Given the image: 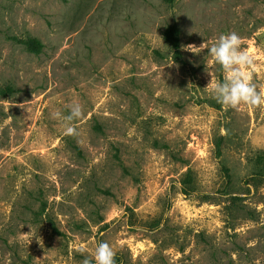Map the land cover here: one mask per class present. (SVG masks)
I'll return each mask as SVG.
<instances>
[{"label": "rangeland", "instance_id": "1", "mask_svg": "<svg viewBox=\"0 0 264 264\" xmlns=\"http://www.w3.org/2000/svg\"><path fill=\"white\" fill-rule=\"evenodd\" d=\"M230 32L264 92V0H0V264H264V105L199 48Z\"/></svg>", "mask_w": 264, "mask_h": 264}, {"label": "clouds", "instance_id": "2", "mask_svg": "<svg viewBox=\"0 0 264 264\" xmlns=\"http://www.w3.org/2000/svg\"><path fill=\"white\" fill-rule=\"evenodd\" d=\"M201 50L207 49L224 70L222 80H216L207 85L213 97L222 105L237 108L241 104L250 106L264 105V92L258 91L253 76L247 69L253 64V57L242 47V38L236 32L221 34L217 40L201 44ZM82 107L79 103L70 105L69 113L65 116L57 111L53 115L61 118L68 134L74 132L72 121L81 116ZM115 252L107 242H99L92 259L86 258L83 264H115Z\"/></svg>", "mask_w": 264, "mask_h": 264}, {"label": "trees", "instance_id": "3", "mask_svg": "<svg viewBox=\"0 0 264 264\" xmlns=\"http://www.w3.org/2000/svg\"><path fill=\"white\" fill-rule=\"evenodd\" d=\"M162 2L171 5L174 0H161ZM180 31L178 26L173 23L171 25H168L164 28L162 32V38L164 42L170 47V49L173 51V54L176 59L180 58V39H179ZM24 42L27 49L29 51H32L34 53H37L41 50L42 44L34 39V38H28ZM12 91L11 87H6L4 89L0 88V96H6Z\"/></svg>", "mask_w": 264, "mask_h": 264}]
</instances>
